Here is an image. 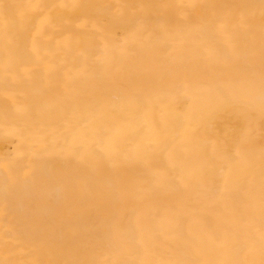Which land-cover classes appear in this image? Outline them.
<instances>
[{
  "label": "bare ground",
  "instance_id": "6f19581e",
  "mask_svg": "<svg viewBox=\"0 0 264 264\" xmlns=\"http://www.w3.org/2000/svg\"><path fill=\"white\" fill-rule=\"evenodd\" d=\"M0 264H264V0H0Z\"/></svg>",
  "mask_w": 264,
  "mask_h": 264
}]
</instances>
